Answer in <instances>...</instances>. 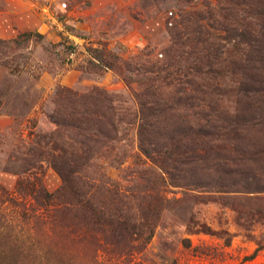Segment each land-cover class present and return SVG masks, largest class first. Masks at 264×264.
<instances>
[{"label":"rangeland","instance_id":"rangeland-1","mask_svg":"<svg viewBox=\"0 0 264 264\" xmlns=\"http://www.w3.org/2000/svg\"><path fill=\"white\" fill-rule=\"evenodd\" d=\"M182 15L200 21L227 64L234 50L226 30L246 25L241 0H0V40L41 35L0 53V264H264V248L249 258L264 243V194L242 201L174 186L173 154L162 167V154L138 149L136 94L194 70L188 58L161 68ZM94 49L107 55L103 62ZM209 60L198 66L206 70ZM220 65L212 86L228 100L243 74L229 79ZM92 87L109 94L123 120L119 140L95 146L79 173L95 217L58 196L62 179L48 160L80 164L86 148L41 138L57 129L49 119L56 92ZM260 130L246 134L263 142ZM115 215L126 221L107 226Z\"/></svg>","mask_w":264,"mask_h":264},{"label":"trees","instance_id":"trees-1","mask_svg":"<svg viewBox=\"0 0 264 264\" xmlns=\"http://www.w3.org/2000/svg\"><path fill=\"white\" fill-rule=\"evenodd\" d=\"M241 6L245 17L242 24L246 25L238 34L226 30L224 39L234 50L233 53L229 50L227 64H224L226 61L221 59L218 49L208 43V34L200 21L198 24L182 15L173 28L174 48L170 49L161 68L170 66L175 60L188 62V59H192L194 65L190 66L194 70L183 72L181 77L170 73L171 82L165 88L150 85L144 92L136 94L139 116L136 137L138 149L144 155H163L160 156L164 160L162 167L166 166V159L173 154L170 159L178 163L180 175L179 180L172 182L174 186L192 191L203 190L227 196V199L233 197L251 201L249 195L264 194V140L252 141L246 134L253 128L261 129L259 132L264 133V0H241ZM40 36L25 32L13 40H0V53H14L23 49L34 37ZM237 50V60L234 61ZM93 52H97L95 57L99 62H103L107 56L98 49ZM203 60H209L206 70L198 66ZM219 61L221 69L228 70L225 77L234 79V74L244 75L238 89L230 94L228 100L223 99V94L214 91L212 86V73L216 72L215 63ZM104 63L107 64L106 61ZM154 73L146 72L147 75ZM150 81L153 82L152 78ZM167 94L168 97L164 96ZM55 95L60 103L55 101L49 119L57 129L46 136L41 135V138L47 139L45 143L48 144L64 137L87 151L80 164L55 154L49 157L63 183L57 193L60 198H65L68 203L76 202L95 217L97 210L93 196L90 194L88 197L89 194L80 191L85 183L79 173L93 158L95 146L119 140V126L123 120L115 112L112 98L102 89L92 87L78 94L76 90L62 88ZM226 100L228 103L224 104ZM42 152L38 155L42 156ZM73 196H81L82 200H71ZM125 221V218L115 215L105 224L109 226ZM263 248L264 243L257 244L249 258L256 256Z\"/></svg>","mask_w":264,"mask_h":264},{"label":"built area","instance_id":"built-area-1","mask_svg":"<svg viewBox=\"0 0 264 264\" xmlns=\"http://www.w3.org/2000/svg\"><path fill=\"white\" fill-rule=\"evenodd\" d=\"M65 6V5H64Z\"/></svg>","mask_w":264,"mask_h":264}]
</instances>
